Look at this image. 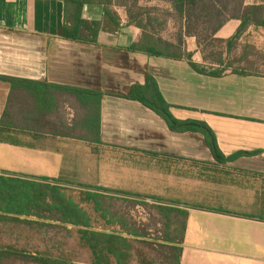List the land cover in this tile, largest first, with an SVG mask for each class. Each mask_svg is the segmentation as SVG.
Here are the masks:
<instances>
[{"label": "crops", "instance_id": "obj_1", "mask_svg": "<svg viewBox=\"0 0 264 264\" xmlns=\"http://www.w3.org/2000/svg\"><path fill=\"white\" fill-rule=\"evenodd\" d=\"M140 5L172 11L161 0ZM245 5L264 6V0ZM107 6L120 17L117 30L105 25ZM74 14L71 0H0V174L59 178L62 169L82 170L85 161L113 178L103 180L111 190H192L202 202L156 197L189 210L180 264H264V217L246 211L264 210V25L240 30L243 21L230 17L214 35L215 48L207 50L196 37H184L191 61L224 69L214 76L196 71L186 56L131 50L143 29L129 24L121 0L83 5L81 18L101 24L96 43L63 36ZM174 21L169 18L160 32L171 41L176 35L163 32ZM212 51L221 60H213ZM149 74L177 118L207 122L225 156L242 154L220 163L203 134L172 131L153 110L129 99L132 86L144 85ZM8 156L25 169L11 170Z\"/></svg>", "mask_w": 264, "mask_h": 264}, {"label": "trees", "instance_id": "obj_2", "mask_svg": "<svg viewBox=\"0 0 264 264\" xmlns=\"http://www.w3.org/2000/svg\"><path fill=\"white\" fill-rule=\"evenodd\" d=\"M88 0H71L74 7V19L72 26H65L63 36L66 39L85 43H96L98 32L101 27L99 22H89L81 18L83 5ZM105 4H111L112 0H103ZM171 4L172 12L164 11L168 18H175L180 24L179 32L175 41L165 39L160 35L167 24V20L161 18L160 9L140 5V0H121L127 8L129 24L143 29V37L131 46V50L140 51L149 55L181 59L186 56L191 66L200 73L220 76L224 69L209 70L193 61L191 55L184 51V37L194 36L198 44L207 50L215 44L214 35L230 17L239 18L243 21L242 30L249 23L264 25V6H246V0H161ZM105 25L117 30L121 25L119 15L106 7ZM240 31L237 33V35ZM238 37V36H236ZM213 60H221L217 52L210 55ZM14 83L18 79L2 77ZM78 97H82L83 91L77 88L63 87ZM100 103L102 93H97ZM100 96V97H99ZM129 99L141 102L146 107L161 116L169 128L175 132H199L204 135L207 145L213 156L220 163H226L237 158L242 153H236L229 157L222 152L217 136L211 126L202 120L177 118L164 98L157 80L149 74L144 85L132 86ZM25 176V175H24ZM40 180L0 174V223L9 224H59L77 228L78 238L81 245L91 253V264H132L138 257L139 264H148V257L139 245L150 248L159 253L167 264H180L184 250V241L187 230L189 210L181 206L180 202L149 203L137 199H129L126 195L137 194L111 190L96 186L97 189L113 191L125 195L124 199L135 203L149 205L155 211L154 221L163 224L162 236L151 237L147 230L132 227L130 224L116 220L120 230H106L95 226L92 213L102 211L101 216L107 217L108 210L101 202L106 195L102 192L80 189L75 186L92 188L84 184L72 186V183L61 179L47 176L37 177ZM71 185V186H69ZM69 191H78L82 195L80 201L70 194ZM117 197V196H115ZM121 198V197H120ZM91 206L92 211L86 207ZM43 220L39 222V220ZM113 223V222H109ZM139 244V245H137ZM155 247H159L156 249ZM12 256L31 257L40 264H68L61 258L38 256L25 249H19L13 245L0 244V264ZM152 263L155 259H151ZM151 263V264H152Z\"/></svg>", "mask_w": 264, "mask_h": 264}, {"label": "rangeland", "instance_id": "obj_3", "mask_svg": "<svg viewBox=\"0 0 264 264\" xmlns=\"http://www.w3.org/2000/svg\"><path fill=\"white\" fill-rule=\"evenodd\" d=\"M164 9V8H162ZM160 11L159 15L161 18H164L168 21L167 16L164 11ZM167 10V9H165ZM172 12V11H166ZM173 19V17H171ZM174 22H172V28H168V30L164 31L165 37H175L178 31L175 28H179V22L174 18ZM168 27V26H167ZM215 44L211 45L210 48H215ZM209 48V49H210ZM215 50V49H214ZM1 159V158H0ZM4 161V159H3ZM8 163V166L11 167V170L15 169H25L19 168L18 161L15 160L12 156H8L5 160ZM2 160L0 161V163ZM62 162L63 165H68L70 162L59 161V165ZM84 168L82 170H78L73 172L71 169H65L60 172L59 178L64 182L72 183L71 185H77L80 183L89 184V185H99V187H104L105 180L104 177H108V181L110 183V179L108 175H104L99 172L95 166L86 165V162L83 161ZM7 166V167H8ZM90 170H89V169ZM10 169V168H8ZM74 183V184H73ZM69 185V186H71ZM75 187H79L78 185ZM82 187V186H81ZM79 187V188H81ZM108 188V187H107ZM176 188H182L178 183ZM81 189H88L87 187H83ZM97 189V187H92V190ZM186 191V190H185ZM188 192L181 193H134L133 195H126L128 197H132L129 199H137L141 201H146L149 203L157 202L154 198L157 196L160 198H176L175 201H183L199 203L202 202L198 193L191 192L187 189ZM103 192H105L103 190ZM72 195L75 200L80 201V196L82 195L78 191H69V195ZM106 194V193H104ZM114 195V197H103L101 202L103 206L108 210L107 217H102L101 212L98 211L96 213H92L93 221L95 226L99 228H104L106 230H120L119 226L115 223V221L121 220L124 221L132 227L140 228L141 231L147 230L151 237L162 236L163 224L160 222L154 221V209L149 205H143L142 203H135L132 200L124 199L125 195L111 193L106 195ZM117 196V197H115ZM121 197V198H120ZM208 202V200H206ZM86 207L92 211L91 206L86 205ZM250 214L256 215L257 217H264V210H256L250 209L246 210ZM43 220H39L42 222ZM113 223H109V222ZM0 244L4 245H13L19 249H25L27 252L32 254H38V256L44 257H56L61 258L68 264H91V253L90 251L83 247L79 242L77 228L69 225H64L62 223L59 224H18L15 222H10L9 224L0 223ZM139 245V244H137ZM141 250L144 252L146 257H148V264L152 263L151 259H155V262L152 264H167L163 258L159 255V253L153 249L145 248L139 245ZM241 248L242 246H237ZM159 249V247H155ZM1 264H40L37 261H34L31 257H23V256H12L10 259H5L1 262ZM132 264H139L138 257L133 261Z\"/></svg>", "mask_w": 264, "mask_h": 264}, {"label": "water", "instance_id": "obj_4", "mask_svg": "<svg viewBox=\"0 0 264 264\" xmlns=\"http://www.w3.org/2000/svg\"><path fill=\"white\" fill-rule=\"evenodd\" d=\"M1 174L17 176V175H15V174H10V173H7V172H1ZM25 178H28V177H25ZM173 205H175V206H181V207H185V208H187V206H183V205H177V204H173Z\"/></svg>", "mask_w": 264, "mask_h": 264}]
</instances>
